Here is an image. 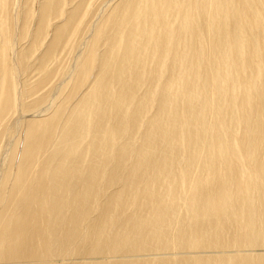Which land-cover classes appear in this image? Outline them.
Instances as JSON below:
<instances>
[{"label":"bare ground","instance_id":"obj_1","mask_svg":"<svg viewBox=\"0 0 264 264\" xmlns=\"http://www.w3.org/2000/svg\"><path fill=\"white\" fill-rule=\"evenodd\" d=\"M0 264H264V0H0Z\"/></svg>","mask_w":264,"mask_h":264}]
</instances>
